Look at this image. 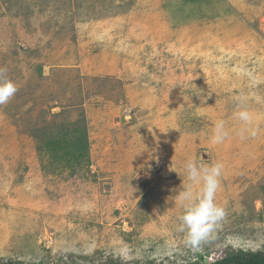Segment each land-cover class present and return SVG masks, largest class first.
Masks as SVG:
<instances>
[{"label": "rangeland", "instance_id": "374dc122", "mask_svg": "<svg viewBox=\"0 0 264 264\" xmlns=\"http://www.w3.org/2000/svg\"><path fill=\"white\" fill-rule=\"evenodd\" d=\"M0 68L17 86L0 105V264H122L121 242L140 249L129 264L264 252V0H0ZM193 157L223 164L226 213L196 254L172 199Z\"/></svg>", "mask_w": 264, "mask_h": 264}, {"label": "clouds", "instance_id": "9594fccd", "mask_svg": "<svg viewBox=\"0 0 264 264\" xmlns=\"http://www.w3.org/2000/svg\"><path fill=\"white\" fill-rule=\"evenodd\" d=\"M17 86L7 77V69L0 68V105L7 104L16 94ZM245 127L241 131L242 138L255 136L257 130L252 127V116L247 110L236 113ZM223 120L217 121L212 135V142L221 144L228 137ZM182 170L186 183L177 192L174 199L178 201L182 212L178 216L176 231L182 234L184 247L191 253H201L205 244L216 238V231L225 218V209L216 203V194L221 188L223 164H208L202 157H193L182 162ZM199 186L194 192L193 186ZM114 259L122 264L142 259L140 249H133L129 244L121 242L113 249Z\"/></svg>", "mask_w": 264, "mask_h": 264}, {"label": "trees", "instance_id": "16d2710c", "mask_svg": "<svg viewBox=\"0 0 264 264\" xmlns=\"http://www.w3.org/2000/svg\"><path fill=\"white\" fill-rule=\"evenodd\" d=\"M211 264H264V252H235Z\"/></svg>", "mask_w": 264, "mask_h": 264}]
</instances>
